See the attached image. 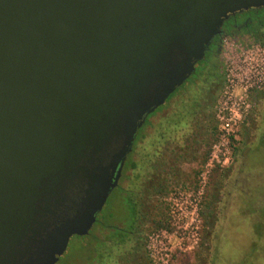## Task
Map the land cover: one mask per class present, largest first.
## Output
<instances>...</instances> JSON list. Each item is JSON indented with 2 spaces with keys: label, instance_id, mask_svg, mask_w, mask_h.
Segmentation results:
<instances>
[{
  "label": "water",
  "instance_id": "water-1",
  "mask_svg": "<svg viewBox=\"0 0 264 264\" xmlns=\"http://www.w3.org/2000/svg\"><path fill=\"white\" fill-rule=\"evenodd\" d=\"M264 0H0V264L88 234L147 115Z\"/></svg>",
  "mask_w": 264,
  "mask_h": 264
},
{
  "label": "rangeland",
  "instance_id": "rangeland-1",
  "mask_svg": "<svg viewBox=\"0 0 264 264\" xmlns=\"http://www.w3.org/2000/svg\"><path fill=\"white\" fill-rule=\"evenodd\" d=\"M210 59L207 57L206 60ZM200 69L207 74L213 70L209 64H202ZM191 81L176 89L174 95L180 94L181 97L192 91L194 93L189 86ZM250 105V112L239 128L233 164L228 169L214 167L207 179L204 201L209 204L213 199L218 200L214 211L216 222L212 225L206 221L204 228L201 223L197 248L192 253L177 257L172 264H264V91L251 94ZM206 125L207 129L213 125L212 109ZM191 168L196 171L201 167L196 164ZM181 171L179 181L168 179L162 193L152 197V210L135 236L136 240H130V217L124 209L125 198L115 202L114 199L119 196V192L115 191L96 215V221H99L110 214V223L117 225L113 227L115 229L100 235L99 230L95 231L97 224L94 223L86 236L70 237L56 264H148L143 243L152 231L153 222L165 215L169 194L193 189L197 183V177L192 180L189 173L183 175ZM133 188L129 184L128 190ZM112 236L125 237L132 243L127 244L125 250L119 246L115 248L105 241ZM134 243L138 245V253L132 250Z\"/></svg>",
  "mask_w": 264,
  "mask_h": 264
},
{
  "label": "flooded vegetation",
  "instance_id": "flooded-vegetation-1",
  "mask_svg": "<svg viewBox=\"0 0 264 264\" xmlns=\"http://www.w3.org/2000/svg\"><path fill=\"white\" fill-rule=\"evenodd\" d=\"M250 11L235 14L234 17H229L227 20H225L220 27L219 34L215 36L209 44L208 53L211 54V60L212 62L214 61L213 63L214 67L217 69V74L211 76V74H207L205 71H203V69H200L199 73H197V76L193 77L189 84L191 89L194 90V93L192 91L190 94L181 95V97H179L180 94H178L177 96H174L171 101H169L167 106L164 107L158 114L156 113L151 117H148L156 111L155 109L151 114L147 115L144 119V122L146 120L148 121L147 126H144V128L143 122L139 128L141 129L143 127L145 139L140 141L139 146L133 150L134 140L139 129L137 130L131 145V150L125 156L116 186L110 190L105 200L106 203L108 197H110L111 193L118 187V185L119 187L122 186L124 190H128L129 184H132L134 189L137 188L134 193L136 195V199H138L137 195H139V200L135 199V201H138L136 207L138 214L134 217V230L136 229V233L133 236L134 240H136L135 236L139 233L142 223L147 221L148 216L150 215V210H152V206L150 205L152 197L157 194H161V192H158L157 190L163 188L166 183H168V179L170 178H172V180L179 181L181 176L180 170H182L181 173L183 175L185 172L189 173V177H192V180L196 177L194 175L195 171L191 168V166H196V164H199L200 166L201 156L205 149L204 141L207 134L206 120L210 117L212 109V120L214 122L215 106L223 86L222 51L224 42L227 41L229 43L232 42L233 44L244 46L250 43H259L258 39H261V41L264 42V21L249 24L248 19L250 17ZM244 14L249 15L244 17L242 21L238 23L239 20H241L238 19V17H241V15ZM208 64L209 62L206 64V66ZM194 74L195 70L185 81H187ZM217 75L219 76L216 78ZM192 93L195 102H193L191 97ZM197 104L199 106H197ZM179 106H181V109L178 110ZM173 114L179 115L181 117L186 115L185 119L187 120V123L183 126L177 125L172 132H156L155 130L157 129L156 127L158 125L163 126L164 118ZM237 145L238 140L236 139V144L233 150L236 153ZM128 156H130V162L133 163V169H129L127 172H125V177L120 183L122 169ZM233 160L234 157L231 158L230 163L225 169H228L233 164ZM185 165H187V171H185ZM210 174L211 171L208 177ZM206 186L207 182L205 189ZM205 189L203 192L200 208L202 228H204L207 224L206 221L209 223L211 222L212 225L215 224L216 220L214 211L215 206L218 203V200L216 199L215 201L213 199L209 204L204 201ZM121 197L125 198V196L120 193L119 196L114 199L115 202L119 203ZM100 211L98 213H100ZM110 216L111 215L108 214L103 217H105L106 221H111ZM150 221L152 223V220ZM135 244L137 243H134L132 250L136 251L134 253H138V245Z\"/></svg>",
  "mask_w": 264,
  "mask_h": 264
},
{
  "label": "built area",
  "instance_id": "built-area-1",
  "mask_svg": "<svg viewBox=\"0 0 264 264\" xmlns=\"http://www.w3.org/2000/svg\"><path fill=\"white\" fill-rule=\"evenodd\" d=\"M223 86L215 111L216 140L211 144L193 189L173 191L166 199V226L145 238L144 252L151 264H171L174 257L192 253L199 244L200 208L208 175L226 168L232 142L250 112L251 94L264 90V43L223 44Z\"/></svg>",
  "mask_w": 264,
  "mask_h": 264
},
{
  "label": "trees",
  "instance_id": "trees-1",
  "mask_svg": "<svg viewBox=\"0 0 264 264\" xmlns=\"http://www.w3.org/2000/svg\"><path fill=\"white\" fill-rule=\"evenodd\" d=\"M249 14L241 15L242 19L244 17H246L247 15L250 16L249 19H248V23L249 24H254L255 22H263L264 21V8L258 9V10H251ZM242 19L239 20L238 23H240L242 21ZM255 38L258 39L257 37H255ZM258 41H259V44H263L264 43L263 41H261V39H258ZM203 56H204L203 57L204 60L202 59L203 61L200 60L199 62H197L195 64V67H194L195 68L194 69L195 70V74L192 75L185 82H188V81L192 80L193 77L197 76V73H199V66H201L205 62H206L205 65L208 62H210L209 65H210L211 69H213L212 72H211V76L212 75L214 76V75L217 74V69L214 67V63L212 62V60L211 59H210V61L209 60H206L207 57H211V54L208 53V50L204 53ZM218 76L219 75H217L216 78ZM181 86H179V87H181ZM178 88H176V89H178ZM176 89H175V91H176ZM175 91L167 98V100L165 101L166 104L164 103L162 106L158 107L156 109V111L153 112L148 117H151L153 114H156V113L158 114L164 107H166L167 104L169 103V101H171V99L175 96L174 95ZM193 102H195L194 99H193ZM197 106H199V105L197 104ZM148 117H147V119H148ZM185 117H186V115H183L182 117L179 116V115H175V114L168 115L163 120V126L162 125H158L156 127L157 129L155 131L156 132L157 131H164V132H168L169 131V132H172L177 125H179V126L182 125L183 126V125H185L187 123V120L185 119ZM147 124H148V121L146 120L144 122L143 127L144 126L146 127ZM143 127L141 129H139V131L137 132V135L135 137L134 144H133V150L136 149L139 146V142L140 141H142V140L145 139V134L143 133L144 132L143 131ZM208 129H207L208 132L206 134L205 141H204L205 149H204V151L202 153V156H201L200 167H202V165L206 161V158L208 156L209 148H210L211 144L216 140V126H215V123L213 122V125L211 126V128L209 130ZM238 135H239V131L237 133V136ZM235 143H236V141H233L232 142V144H235ZM233 150H234V145H233V148H232V154L234 153ZM215 168H219V167H215ZM129 169H133V163L130 162V156L127 157L126 162L124 164V167L122 169V177L120 179V183L123 180V178L125 177V172H127ZM200 171H201V168L198 169V170H196L194 175L197 177L198 174L200 173ZM120 187L118 185V187L113 192L117 191V192H119V194L121 193L123 196H125V200H124L125 201V208L124 207L123 208L126 210V212L129 214V217H130V231H131V233L129 235H130V240H131V239L134 238L133 236L136 233V229L134 230V223H135L134 217L137 216V214H138V210L136 208L138 201H135L136 195L134 193H135V191H136L137 188H135V189L133 188V189H130V190H124L122 188V186H120ZM163 190H164V187L161 188V189H158L157 191L162 193ZM128 193H130V195H128ZM137 198L138 199H136V200H139V195H137ZM165 209H166V207H165ZM110 222H112V221H106L105 220V217H101L99 219V221H96L95 220L94 223L97 224L96 225L97 228H96L95 231L99 230L100 231V235H102L101 232H104L105 233L107 230L115 229L113 227H116L117 225L111 224ZM165 222H166V213H165V215L160 216L156 221L153 222V228H152V230H157V229H160V228H164L166 226L165 225L166 224ZM130 240L127 239V238H125V237H121V236H112V237H108L107 239H105L106 242L112 243V245L115 246V248L117 246H119V248H121V250L122 249L125 250V248H126L125 246L127 244L132 243V241H130ZM135 245H137V244H135ZM143 246H144V243H143ZM182 256H184V255H182ZM182 256H178V257H182ZM176 259H177V257H174L172 259V262H174ZM178 262H179V260H178Z\"/></svg>",
  "mask_w": 264,
  "mask_h": 264
}]
</instances>
